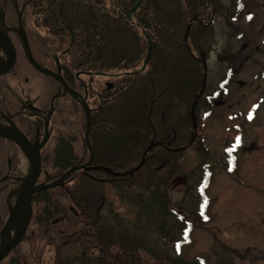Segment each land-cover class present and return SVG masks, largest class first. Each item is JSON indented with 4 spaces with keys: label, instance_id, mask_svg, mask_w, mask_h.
<instances>
[{
    "label": "trees",
    "instance_id": "obj_1",
    "mask_svg": "<svg viewBox=\"0 0 264 264\" xmlns=\"http://www.w3.org/2000/svg\"><path fill=\"white\" fill-rule=\"evenodd\" d=\"M220 8L219 0H0L7 26L17 27V12L21 13L35 62L59 74L85 100L94 153L87 169L71 174L60 187L34 195L22 243L44 244L55 264H182L153 254L145 239L156 234L167 238L171 232L169 219L176 213L169 210L165 193L176 175L181 149L192 145L188 114L201 90L200 51L207 56L213 38L211 16ZM9 37L17 55L3 87L11 109L21 112L29 103L46 116L62 87L31 67L17 35ZM100 78L106 79L103 89ZM205 97L206 90L197 116L207 107ZM67 117L75 119L76 126L66 122ZM17 122L28 137H42V118ZM85 127L84 112L75 99L66 95L55 100L50 138L41 151V183L55 181L88 160ZM16 159V149L0 139V180L8 165L19 173ZM106 182L121 199L132 191L139 193L132 207L146 214V224L134 233L110 208H102ZM144 196L147 203L142 206ZM186 226L183 221L182 231ZM15 250L2 264L20 263L11 258L19 255ZM146 255L151 259L147 263Z\"/></svg>",
    "mask_w": 264,
    "mask_h": 264
},
{
    "label": "rangeland",
    "instance_id": "obj_2",
    "mask_svg": "<svg viewBox=\"0 0 264 264\" xmlns=\"http://www.w3.org/2000/svg\"><path fill=\"white\" fill-rule=\"evenodd\" d=\"M234 1L236 0H220L225 9L220 10L212 26L215 33L207 53L208 77L204 89L210 98L203 99V103L211 105L209 108H212V115L203 122L202 117L206 111L203 108L199 110L200 122H203L201 132H198V139L201 141L186 147L175 164L176 175L172 180L177 176L186 177L187 186L173 185L171 180L165 193L170 202L169 210L175 211L177 216L169 219L172 225L171 232L166 233L167 238L156 234L145 239L147 243L150 241L153 247L152 253L167 261L173 259L182 264H199L198 260L203 262L205 260L204 263L208 264H264V243L262 245L258 241V237L264 238V218L255 216V210L251 206H246L249 204L245 205L238 201L227 202L237 188L219 172L214 174L210 188H205L206 194L213 199L211 207L207 208V219L210 222L204 224L200 220L204 207L203 183L209 173L202 161L204 155L208 156V151H212L213 156L219 159L214 153L219 150L223 142L228 144L236 141L264 142V3L243 0L242 12L238 15L240 19L235 22L228 15L226 19L224 18L226 9H239L234 6ZM237 35L244 37L239 41ZM226 50L231 53L230 57H225L227 52L225 55L223 51ZM229 64L232 65L233 72L231 81L225 87L227 94H223L221 83ZM105 82V78L99 79L101 89L106 85ZM220 91L222 92L218 93ZM217 93L219 96L214 99ZM208 112L210 113V110ZM66 122L76 126L75 119L71 117H67ZM22 128L18 126L23 132ZM62 129L67 130L66 127ZM84 135L85 132L83 140ZM203 146L207 150L205 152L202 150V154L199 149ZM19 160L23 173L22 157ZM262 165L258 161L256 169L259 168V171L256 170L255 180L263 181L260 188L264 192ZM166 171L167 169L164 173ZM230 190L232 192L229 195ZM137 194L139 193L132 191L128 197L121 199L111 183L106 182L103 185L105 203L102 204V208H110L116 219L127 225L131 233L141 228V223L146 224V214L140 215L137 208L132 207V201L137 198ZM261 198L263 201L255 203L263 213L264 197ZM143 201L142 206H145L147 203L145 196ZM190 213L195 214L197 220L196 226L191 228L189 234L187 229L182 231V228L183 221L188 222ZM0 214L4 216L5 209H0ZM181 217H184L183 221ZM33 229L34 227H30L29 231ZM185 242L189 244L180 246V256H178L176 247ZM41 244L33 242L29 247L23 242L15 250L19 255L13 254L11 258L19 259V264H55L54 254ZM149 260L150 257L146 255L144 261L147 263Z\"/></svg>",
    "mask_w": 264,
    "mask_h": 264
},
{
    "label": "water",
    "instance_id": "obj_3",
    "mask_svg": "<svg viewBox=\"0 0 264 264\" xmlns=\"http://www.w3.org/2000/svg\"><path fill=\"white\" fill-rule=\"evenodd\" d=\"M15 10L17 11V8H15ZM20 17H21V13L17 12V27L11 28L5 25L4 16L0 14V50H2L6 56L5 60L0 59V77L8 74L13 69L16 63V58H17L16 51L8 36V33H13L19 37L21 44H22L25 58L27 59L31 67L38 73L48 78L54 79L55 81L60 83V85L63 88L62 96L69 94L71 97L77 100L76 96L78 97L80 96L73 90L69 89L67 84L57 73L45 70L42 67H40L37 63H35L32 57L31 51L29 49V46H28L26 35L22 29ZM200 57H201V62H202L203 69H204L203 79H202V88H201L199 95L195 97L194 103L192 105L191 112H190V117L192 119L194 131H196V119H195L196 100L203 93V90L205 88V83H206L205 58L202 53ZM56 98L57 97H54L53 100ZM77 102L82 107V110L86 118V131L84 135V144L89 150V154H90L89 160L85 164L70 168L57 180L51 183H48V184H42V185L37 184L38 178L41 173L40 151L45 146L49 138L48 121H45V124H44V137L42 141L39 144H35V145L32 144L26 138V136L17 127H15L10 121H8L7 127L0 126V139L9 141L15 144L23 152V154L29 159V163L31 166L27 176L21 181L22 183L21 186L18 189L10 192L6 200L7 209H8V217L2 229L0 230V263H2L6 259V257L21 243V241L23 240L27 232L28 226L32 219L33 196L39 192L49 191V190L62 186L63 182L71 174L77 171H80V170L87 169L91 165L94 159V153L89 145L90 111L86 103L83 100L81 101L77 100ZM51 109H52V103L50 104V111L48 113V117H50L51 115ZM140 166L141 165H139L132 172H136L140 168ZM108 173L113 176H119L117 174L111 173L110 171ZM173 182L175 184H185V180L180 177H176ZM12 197L15 198V202L13 205H9V200Z\"/></svg>",
    "mask_w": 264,
    "mask_h": 264
},
{
    "label": "flooded vegetation",
    "instance_id": "obj_4",
    "mask_svg": "<svg viewBox=\"0 0 264 264\" xmlns=\"http://www.w3.org/2000/svg\"><path fill=\"white\" fill-rule=\"evenodd\" d=\"M237 1L240 4H242L243 0H237ZM250 1L257 2L259 4L264 3V0H250ZM7 78L8 77L6 76L0 77V126L7 127L8 121L12 122L15 126H17L18 124L17 121L18 119L21 118L23 120L26 119L38 120L42 118L44 122L45 119L46 121L49 122L51 116L50 118H48L47 115L43 116V114L38 111L39 108L33 104L27 103L25 110L21 112H15V108L11 109L13 108L11 104V100L7 97L4 91ZM8 108L14 111L10 114ZM52 111L53 108L51 109V114ZM23 113H25V115H23ZM44 122H43V127H44ZM37 135L38 133H36V136ZM42 137L40 139H35L27 136V138L32 144H36L37 142H39L42 139ZM10 144L15 148V146L12 143ZM231 144L232 143L228 144L226 142L225 143L223 142L219 150L215 151L214 154L218 156L219 159H216L213 156L212 151H209L207 156V164H209V169L210 171L214 170L213 171L214 174H216L217 172L221 173L227 179L228 182L236 186L237 189L233 191L235 192V194H231L232 190H230L229 195L230 194L231 195L227 199L228 203H235L236 201H238L245 205L249 204L246 206H251L253 210H255L254 215L257 217H261L263 219L264 212L262 213L255 203L256 201H263V198L261 197H264V192L260 188L263 185V181L256 182L255 177L257 176L256 170L259 171V168L256 169V165L258 161L263 164L262 166H264V142L261 143L244 142V143H240V146L233 144L232 148L230 147ZM247 152H251V153L249 154ZM13 162H14V158H13ZM228 165H233L234 170L232 173L227 172ZM8 166H9L8 168L9 170L6 173V175L2 178L4 182L0 184V198H2L3 205L5 207H7L6 200L8 197V193L17 189L19 184H21V180L24 176V174L15 172L14 167H11V165ZM13 202L14 199H11L10 203ZM1 221L2 219L0 217V229L3 225ZM258 241H260L262 244L264 243V238L258 237ZM220 260H224V259H220Z\"/></svg>",
    "mask_w": 264,
    "mask_h": 264
},
{
    "label": "bare ground",
    "instance_id": "obj_5",
    "mask_svg": "<svg viewBox=\"0 0 264 264\" xmlns=\"http://www.w3.org/2000/svg\"><path fill=\"white\" fill-rule=\"evenodd\" d=\"M0 56L2 57V58H4L5 57V55H4V53H3V51L2 50H0ZM48 71H51V70H49V69H47ZM51 72H53V71H51ZM59 75V74H58ZM60 76V75H59ZM61 77V76H60ZM206 77H208V76H206ZM62 78V77H61ZM63 79V78H62ZM65 82V81H64ZM66 83V82H65ZM68 86V85H67ZM69 89H71V88H69ZM71 90H73V89H71ZM74 91V90H73ZM12 123V122H11ZM13 124V123H12ZM14 125V124H13ZM15 126V125H14ZM22 164L24 165V171H23V174H24V176H27V174H28V172H29V170H30V163H29V159L27 158V157H24L23 158V160H22ZM22 184V183H21ZM21 184H19V186L17 187V189L21 186Z\"/></svg>",
    "mask_w": 264,
    "mask_h": 264
}]
</instances>
